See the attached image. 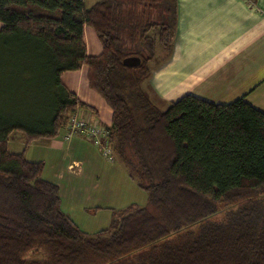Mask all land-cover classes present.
<instances>
[{
	"label": "trees",
	"instance_id": "16d2710c",
	"mask_svg": "<svg viewBox=\"0 0 264 264\" xmlns=\"http://www.w3.org/2000/svg\"><path fill=\"white\" fill-rule=\"evenodd\" d=\"M0 23V264H264V112L192 95L161 111L142 91L156 48L171 51L176 0H0ZM82 66L112 110L115 159L148 196L93 235L61 210L43 162L7 150L14 131L30 144L67 126L84 104L60 76Z\"/></svg>",
	"mask_w": 264,
	"mask_h": 264
},
{
	"label": "crops",
	"instance_id": "0c3cea01",
	"mask_svg": "<svg viewBox=\"0 0 264 264\" xmlns=\"http://www.w3.org/2000/svg\"><path fill=\"white\" fill-rule=\"evenodd\" d=\"M100 1L83 0L86 8ZM82 37L88 57L102 54L91 26H83ZM171 46L169 53L156 48L155 59L149 63L150 77L141 86L159 110L192 95L215 104L244 97L264 112V0H176ZM60 81L84 104L76 113L111 126L112 110L90 89L87 66L62 73ZM17 132L8 137V152H24L28 161L44 163L43 179L58 186L61 210L83 232L96 234L110 226L114 213L131 205H147V193L124 164L118 159L119 164L115 160L106 164L100 150L83 135L66 139V127H62L52 138L27 144L25 135ZM12 142L18 144L14 150L10 149ZM87 214L93 221L102 216L98 218L102 228L109 222L108 226L91 231L83 228L78 218Z\"/></svg>",
	"mask_w": 264,
	"mask_h": 264
},
{
	"label": "built area",
	"instance_id": "2783aa9c",
	"mask_svg": "<svg viewBox=\"0 0 264 264\" xmlns=\"http://www.w3.org/2000/svg\"><path fill=\"white\" fill-rule=\"evenodd\" d=\"M76 134L83 135L90 140L99 150L101 155L113 162L115 160L114 152L108 140L109 131L98 121L88 115H79L74 112L66 126L65 138L68 139Z\"/></svg>",
	"mask_w": 264,
	"mask_h": 264
},
{
	"label": "rangeland",
	"instance_id": "374dc122",
	"mask_svg": "<svg viewBox=\"0 0 264 264\" xmlns=\"http://www.w3.org/2000/svg\"><path fill=\"white\" fill-rule=\"evenodd\" d=\"M16 134H21V133H19V132H17ZM16 146H18V144L17 143H13L12 142V144L10 145V149H12V150H14V149H16L17 147ZM102 157V156H101ZM102 159L104 160V162L106 163V164H111V162H108L106 159H104V157H102ZM114 162H116V163H118L119 164V161L118 160H115ZM113 162V163H114ZM145 194H146V192H144ZM147 195V194H146ZM263 201H264V198H263ZM142 205H145V204H141L140 206H142ZM218 207H220L219 208V210H220V213H219V215H216L215 217H213L212 219H211V221H217V222H219V221H222L221 219H223L222 217L225 215V213H226V211H228V209L225 207V204H219V206ZM99 217H102V216H98L96 219V221H93L94 220V218L92 217V216H89L88 214L87 215H83V218H78V221L81 223V224H83V228H85V229H88V230H97V229H104V228H106L107 226H108V224H109V222H108V224H107V226H104V228H102V224H101V222H103L102 220H99L98 218ZM93 221V222H92ZM86 222H90L92 225L91 226H87L86 225ZM39 251H43L42 249H40ZM29 256H31V254L29 253L28 254V257Z\"/></svg>",
	"mask_w": 264,
	"mask_h": 264
},
{
	"label": "water",
	"instance_id": "95a60500",
	"mask_svg": "<svg viewBox=\"0 0 264 264\" xmlns=\"http://www.w3.org/2000/svg\"><path fill=\"white\" fill-rule=\"evenodd\" d=\"M123 63L127 66H136L140 63V59L137 57L126 58Z\"/></svg>",
	"mask_w": 264,
	"mask_h": 264
}]
</instances>
